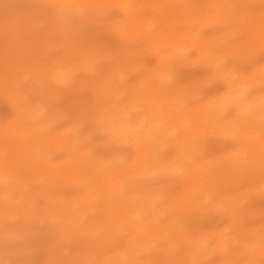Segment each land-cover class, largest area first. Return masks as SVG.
<instances>
[{"label":"rangeland","instance_id":"1","mask_svg":"<svg viewBox=\"0 0 264 264\" xmlns=\"http://www.w3.org/2000/svg\"><path fill=\"white\" fill-rule=\"evenodd\" d=\"M81 4L83 7H79L76 2L74 12L72 9V14L61 18L51 7L41 5L37 0H0V130L8 126L17 129L18 105L13 103L16 97L20 98L22 110L29 109V106L30 109L44 107L42 104L47 94L41 89L50 87L44 75L51 74V69L46 67H57L58 61L64 60V66L67 64L66 69L71 71V75L65 85L53 86L60 93L55 98L56 106L61 109L68 107L71 115L76 118L91 114V118L82 120L75 135L72 134L73 138H77L79 134L81 136L74 142L79 146L75 149L84 150L88 147L95 161L111 159L117 152L123 159L122 163H126V166L132 164V161L140 156V152L134 149V144L131 143L119 146L113 144L105 128L109 121H101L100 116L102 112H113L117 108H125V105L128 112L124 111L125 114L119 121L121 124H135L134 127H138L137 131L134 128L137 134H141V131L148 127L153 129L154 135L146 138L150 143L145 142L146 146H141L148 153L147 162L149 158L152 159L148 162L153 164L150 166V172H154L151 173L152 177L149 174L145 180L125 182L130 185L131 182L147 181L151 187L143 192L127 188L123 196L135 198L136 202H140V206L145 204L142 207L146 208L145 214H140L136 222L139 226H153L148 230H139L149 235H146V243L148 238H154L150 236L153 233L162 236L163 240L157 242L156 235V240L148 250H136L134 247L131 250L132 256L127 261H122L118 253L130 246L136 233L128 226L132 223L124 222L123 213H120L117 222L111 225L105 220V215L99 213L101 204H93V212L83 221L72 223L66 235L60 231V221L37 219L41 211L57 209L53 202L47 203L46 198L41 197L42 193H50L49 201H53L69 198L82 190L79 185L71 183L59 191L45 189V181L41 179L44 178L45 172L38 176L41 167L71 163L69 156L62 150H51L32 154L28 158L29 169L26 175L35 172L34 177L29 180V207L21 217L8 222L13 226L23 225L22 228L25 229L13 238L0 239L1 246L5 242L2 264H264V158L248 162L249 166L244 167L239 163V159H246L247 155L241 153L242 144H238L234 138L235 134L242 133L250 138H264V117H258V114L264 115V0H83ZM124 8H127L128 15L123 13ZM134 17L142 20L136 21ZM193 25L197 27L192 28ZM155 34L161 37L157 36L154 43H150L149 39ZM190 35L194 38L191 39ZM194 35L199 37L201 45ZM200 52H203L204 57H201ZM160 54L167 55L170 59L177 57V61H171L170 66L167 65L162 72ZM62 64L60 66H63ZM83 68H90V73H84L86 69ZM217 70L220 73L217 74ZM42 72H45L44 75L40 74ZM163 76L168 77L164 82L161 79ZM231 77L236 81L243 79V83H246L244 86L249 88L248 91L251 90L253 98L257 96V101L261 100L258 104L255 100L254 106L260 105L258 107L262 110L257 111L258 113L254 111L257 114L255 117H250L251 113L245 111V115L250 117H244L247 121L241 118L244 113L242 116V113L233 112L232 117H229L233 110L227 106L229 98L226 95L230 96L228 80ZM21 79L17 90L12 85L13 80ZM247 79L251 82H244ZM101 80H109L114 82V86H121L120 91L114 92L117 88L109 86L111 90L101 93L96 87V83ZM238 85L244 87L240 83ZM174 89L181 92L176 93ZM259 94L263 96V100L258 97ZM99 98L104 101L99 102ZM169 98H176L178 102H169V105L166 102ZM216 99L217 105L220 101L225 106L220 110L218 119L222 123L230 121L229 123L233 124L225 128L229 132L228 128L231 126L233 135H229L230 132L222 135L227 132H224L219 122L216 126L219 131H214V125L206 124L201 127V137L196 136V139L188 140L184 149L188 150V153L185 151L188 155H182L184 158L181 160L184 164L195 167L205 164L210 167L212 176L205 179L203 184H198V189L194 187L196 182L191 185L190 190L197 194L198 199L189 197L191 202L186 201L174 210L168 207L172 204L171 199L185 193L190 179H185L180 173H169L162 167L179 157V151L174 146L181 143L178 140L182 132L171 126V129L164 132L169 141L162 139L159 132L164 131L169 124L160 122L159 117H152L153 111H150L151 114L147 112L149 108H153L165 113V106L160 103L164 100L170 107L171 104L177 105L175 110L173 105V110H169L168 116L172 115L178 119V109L188 111L193 108L195 111L188 115V125L193 128L205 124L202 120L205 119L207 105L213 104ZM179 100H182V103ZM138 102L141 104L137 106ZM129 103L135 104L131 107L137 109L128 107ZM153 104L157 106L154 108ZM146 105L148 106L145 107ZM82 108L85 112L76 110ZM145 108L148 111H145ZM41 111L43 116L47 115V108ZM234 119H238L239 123L237 120L231 123ZM37 122L33 121L30 125L37 127ZM52 124L41 136L59 131L64 126L62 120ZM242 124L245 125L241 127ZM91 125L95 126L96 133L93 137L87 136L82 140V137L86 136L85 132L92 129ZM175 129L177 130L174 131ZM249 130L252 132L249 133ZM6 139L0 141V148L4 147L2 151L5 153L6 147L12 145ZM68 142L71 140L67 141V146ZM50 145H53V141H50ZM153 167L159 169L156 170L157 173L152 170ZM139 171V168L135 167L132 172L138 174ZM226 172H232L234 179L225 187L216 188L218 186L215 181L224 183L223 173ZM205 182L208 184H204ZM213 185L214 189L211 187ZM205 193L210 194L208 200L200 198ZM14 195L17 196V193ZM142 201L146 202L143 204ZM219 201L232 205L238 203V209L241 210H236V218L231 219L230 210L219 206ZM199 202L213 208H204L203 212ZM154 210H167L174 215L162 213L157 219V214L152 212ZM175 217H180L182 223L173 221ZM92 222H96L99 227L89 233L90 235L83 236V228L90 227ZM200 233L203 234L202 238ZM216 233L221 234L226 241V246L218 251L214 250L217 239L211 237ZM184 236L194 238L182 240ZM196 236L198 239H195ZM202 239L207 244L199 242ZM191 241L192 243H189ZM5 244L15 246L14 252L9 251ZM193 255H197L195 259Z\"/></svg>","mask_w":264,"mask_h":264},{"label":"bare ground","instance_id":"2","mask_svg":"<svg viewBox=\"0 0 264 264\" xmlns=\"http://www.w3.org/2000/svg\"><path fill=\"white\" fill-rule=\"evenodd\" d=\"M37 1L41 5H46V6L51 7L53 9V11L56 13V15L61 16V18H66L70 14H72V9L74 12V8H76L75 7L76 2L79 5V7H83V5L81 4L83 2V0H37ZM124 10H125V12H123V13H125V15H128L127 8H124ZM133 19H135L136 21L142 20L138 17H134ZM202 24H200V25L202 26ZM195 26L193 25L191 27L195 28ZM157 36L158 35L155 34V36L151 37L149 39L150 43H152V42L154 43V40H155V38H157ZM188 36H189V34H188ZM190 36H191V39L194 38L192 35H190ZM194 36L197 38V41H199V44L201 45L202 42L199 39V37L197 35H194ZM158 37H161V36H158ZM185 37H186V35H184L183 38L185 39ZM180 38H182V37H180ZM189 41H191V40H189ZM196 43L198 44V42H196ZM158 44H160V43H158ZM161 47H163V45ZM198 50H200V49H198ZM200 53H201V57H204L203 52H200ZM164 54H160V62L162 64V72L165 71V69L168 66H170L169 64L171 63V61H173V60L175 62L177 61L176 60L177 57L176 58L174 57V59L173 58L170 59L169 56L164 55ZM58 63L57 64L59 66H57V67L56 66L53 68L46 67L47 69H51L50 75H46V74L44 75L45 72L40 73V74H43L47 78V80L49 82L48 86H50L47 89H41L42 92L47 94V98H45L43 100L44 104H42V105H44V107L43 108L41 107V109H40V107H33L30 109V106H29V109L22 110L20 108V106H22V105L19 104L20 98L16 97L13 100V103L18 105V107H16L17 129H12L11 127L8 126L5 129L0 130V141H2V139L7 138L8 140L7 139L6 140L8 142L12 143L11 146L9 145L10 147H6L7 148L6 153L2 151L4 149V147H3V149H2V147L0 148V239L5 240V238H8V237L13 238L15 235H18V233L20 234V231L25 229V228H22V227H24L23 225H19V226L17 225L18 226L17 227V226H13V225L8 224V222L15 220V218H17L18 216L21 217V214L23 212H25V209L27 207H29V204H28V202L30 201L29 188L31 186L29 183V180L34 177L35 172H32L29 175H26V171L29 169L28 158L32 154H41L45 151L50 152L51 150H57V151L62 150L64 153H66L69 156V160L71 161V163L68 165H64V164H58V165L56 164L54 166L43 165L41 167L42 170L38 174V176L41 173L45 172L43 175L44 178H41V179H44V181H45L44 183H45V189L46 190L57 189L59 191L70 183L72 185H79L82 188V190L80 189L81 192L79 191L77 194L74 193L75 195H73L69 198H60L58 200L55 199L53 201H49L50 197H51L50 193H47V194L42 193L43 196H41V197L46 198L45 201H47V203L53 202V204H55L57 206V209L54 211H47V210L41 211V213H39V216L36 218L41 219V220H43V219L44 220L45 219L51 220L52 219V220L60 221V224H59L60 231L62 234L66 235V233L70 230L72 223L75 224L76 221H78V222L83 221L85 218H87L93 212V210H94L93 204H96V205L101 204L100 208H99V213L103 214L102 216L105 215L104 216L106 218L105 220H107V223L111 224V225L115 224V222H117L118 217L120 216L119 214L123 213L124 222L132 223V224H128V226L132 227V230L134 233L136 232L134 237L132 238V240L130 242V246L126 249L124 248V250H122L118 253V255L122 261H127L132 256L133 252L131 250L134 247H136V250L145 251V250H148L150 248V245L152 243H154V241L156 240L155 236L157 234L153 233L150 236H152L154 238H152V239L148 238V241L146 243V239L149 235L144 234L143 232H140L139 230L144 229V228H145V230H148L149 228H152L153 226L150 224H147L146 226H139L136 222V220L140 214H145L146 208L145 209L142 208L145 205L144 203L146 201L143 202L145 199H143V201H142V203L144 205L140 206V204H139L140 202L139 203L136 202L137 200L135 198H133V197H127L126 198L123 196V193L126 192L127 188L128 189L133 188L134 190L135 189L142 190V192H143V191H146L148 188L151 187L150 182H147V181L131 182L130 185H127V183H125V182L127 180L128 181L129 180H131V181L145 180V178H147V176L149 174L152 177V174L154 172H150L151 171L150 169L153 166V164L151 165V163H148L151 158H149V161L147 162V160H148L147 154L148 153L146 152V150H143L141 148V146H143L145 144V142H146V144L150 143L147 141L148 139H146V138L149 137L151 134H153L154 131H152L153 129H151V128L149 129V127H148V129L141 131L142 132L141 134H137L135 132L137 131L136 128H138V127H136V126L134 127L135 124L134 125H133V123L132 124H123L122 123L121 124L119 121L122 119V117H123L122 115L125 114L124 111H126L125 108H127L125 105V108L124 107L117 108L113 112H108L106 114H104V112H102L100 114V116H101V121L104 119L109 121V124L108 125L106 124L105 128L107 129L106 132L108 134L109 140H111V142H113V144H116L119 146L122 144L131 143V144H134L133 148L136 149L138 152H140V156L136 157L132 161V164H130L129 166H126V163H124V162L122 163L123 159L118 155L117 152H115L116 155L113 156L111 159H106V160L102 159L100 161H95L94 158L91 157L88 147H85L84 150L75 149L77 147L79 148V146L77 144H74V142L78 141V139H80L81 136L79 134L77 136V138H73L72 134H74L78 131L79 125L81 124V122L84 118H86V120L88 118H91V114H84L83 116H81L83 118H76V117H73L71 115V113H70L71 110L68 107H64L63 109H61V108H58L56 106V99L55 98L58 97L60 95V93L57 89L53 88V86L65 85L66 81L68 80V78H70V75H71V71H68L66 69L67 64H66V66H64V64L66 63V62L64 63V60L58 61ZM61 63H63L62 64L63 66H60ZM12 69H10V70H12ZM83 69L84 70L86 69L84 71V73H86V74L90 73V70H89L90 68H83ZM42 70H45V69H42ZM38 72H40V71H38ZM218 73H220V72L218 71L217 74ZM112 76H110V77H112ZM167 78L168 77L163 76V78H161V79H162V81L163 80L165 81V80H167ZM228 78H229V76H228ZM23 79H25V78H23ZM161 79H160V81H161ZM238 80L239 79H237V81ZM242 80L243 79H241V80H239V82H237L236 79H233L232 77L230 78V80H228L230 96H228L229 94L228 95L225 94L229 98L228 102L226 100L225 101L227 102L228 108L229 109L231 108V110H233L230 113L229 117H232L231 115L234 114L233 112H235V113L237 112V114L242 113L241 114L242 116L244 113V116L241 118L246 120V118H244V117H247L248 114L245 115V111L246 112L249 111L251 113L249 115L250 117H252V116L255 117L257 114L254 111L257 112V111L261 110V107L260 108L258 107L260 105H258L256 107L254 106L256 104L255 100L257 101L258 98L256 99L257 96L255 97V99L253 98V94H250L251 90L248 91L249 88L246 89L247 87L244 86L246 83L244 84ZM21 81H22V79L16 80V81L13 80V84H12L13 87L15 89L17 88V90H18V86L20 85ZM245 81H248V79L244 80V82ZM250 82H251V80L248 81V83H250ZM238 83H240L244 87L241 88V86H239ZM260 83L261 84L263 83L262 80L260 81ZM255 84L257 85L259 83H255ZM109 86H111L113 89L117 88V90L114 92L118 93L120 91L121 86L118 85L119 86L118 87L116 84L114 86V82H112V81L109 82V80H101L100 82L98 81L96 83V87L101 93L105 92V90H111V88ZM167 91H168V89H167ZM174 91L176 93H178L180 90L178 91V89H174ZM168 94L171 95L173 93H168ZM140 95L138 94V96H140ZM138 96H136V97H138ZM263 96L260 95L258 97H260L262 99ZM174 99L169 98L168 100L166 99L167 101L164 100V101L160 102L161 104H164L163 106H165V108H164L166 111L165 113H163L162 110H158V109L156 110L157 111L156 112L153 108H151L153 110H151L149 108V112H147V113L151 114V112L153 111L154 113L151 114L152 117H154V118L159 117L160 122H167L169 124L168 127L166 126L167 128H164V131L159 132L157 130L159 132V136L162 137V139L169 141V139H167V134L164 132H166V130H168L171 126L177 127L178 130H180L183 133V135L181 133V136L178 140V141H181V143L176 144L174 146L176 148V150L178 149V151H179V157H178L179 159L176 157V159L168 162L166 164V166L164 165L162 167V169H164V170L166 169L167 172H169V173L170 172H172V174L173 173L174 174L180 173V174H182V176L185 179H187V180L190 179L188 187H185V193L183 192L184 194L180 195L179 197L171 199L172 204L169 205L168 207L176 210V207L178 205H180L186 201L191 202L192 201L191 199H198L199 198L195 192L190 190V187L193 183L196 182L194 187L198 189L200 187L198 184H200V183L203 184L205 179L209 178V176L210 177L212 176L211 175L212 172L211 173L209 172L210 167L208 168L205 164H204V166L200 165L199 167H195V165L194 166L190 165V164L188 165V163H186V162L185 163L187 165L183 163L184 161H182L181 159L184 158V156H182V155L185 154V151H186V150H184L186 148L185 146L187 145L188 140H194L197 137H201L200 136L201 132H202L201 127L203 125H206V124H207V126L208 125H210V126L214 125L213 126V127H215L214 131H217L218 127H216V126H217V123L219 124V122H220V120L218 119V114H220V110L225 108V106H223V104L220 101H219V105H217L216 104L217 99L214 101L213 104H208L207 105L208 107H207L206 111L204 112L205 119L202 120V122L205 124L197 125V126L192 128V127H189V125H188V122H189L188 121V115L192 114L195 111V109L192 108V109H189L188 111L178 109L177 110L178 113L176 116L179 115L180 116L179 119L177 117L172 116V115L168 116V114L170 113L169 110H173V109L175 110V108L177 107V105H175L176 104L175 102L176 101L178 102V99H176V98H174ZM218 99L220 100V98H218ZM97 100L99 102L104 101L103 99H100V98ZM222 100H224V99H222ZM165 101L168 102L169 105L172 102L175 104H171L172 107H170L167 103H164ZM258 101H261V100H258ZM258 101H257V104H258ZM130 102H132V101H130ZM180 102L182 103V100ZM226 102H224V103H226ZM126 104H128V103H126ZM139 104H141V103L138 102L137 106ZM133 105L135 106V104L129 103L128 107H131ZM147 106L148 105H146L145 107H147ZM152 106L155 108V106H157V105L154 106V104H153ZM140 107H141V105H140ZM45 108H47L48 111H47V115L43 116L41 110L45 109ZM134 108H135V110L137 109V107H134ZM134 108H132V109L134 110ZM145 109H146L145 111H148L147 108H145ZM76 110L79 112H85L84 108L76 109ZM126 112H128V111H126ZM263 112H264V110H263ZM259 115L261 116L260 118L264 117V115L262 116V114H258V117H259ZM250 117H247V118H250ZM150 118H151V116H150ZM234 118H236V117H234ZM61 120L64 122V126L61 130L56 131V132L49 134V135L41 136L43 131H47V129L49 130V128L53 122L61 121ZM149 120H151V119H149ZM236 120H237V123H239V120L238 119H236ZM236 120L235 119L231 120V123H233V122L235 123ZM33 121H38L37 127L30 125L33 123ZM142 121L145 122V120H142ZM256 121H257V119H256ZM118 122L120 124H118ZM149 122H151V121H149ZM226 122H224V123L220 122L222 124L221 126L223 127L224 132L227 129L226 127L229 126V124H230L229 123L230 121L227 123ZM241 122H242V120H241ZM262 122H263V120H262ZM262 122L260 121V124ZM155 124H156V122H155ZM54 125L55 124H52V126H54ZM136 125L138 126V124H136ZM142 125H143V123H142ZM244 125L242 124L241 127ZM91 126H92V129L85 132L86 136L82 137V140L86 139L87 136L93 137V134L96 133L95 126H93V125H91ZM144 126H145V124H144ZM144 126H143V128H144ZM231 126L228 128L230 130L229 135H233L232 134L233 132L231 131ZM263 126H264V124H263ZM105 128L103 129V131L105 130ZM134 128L136 129V131H134ZM236 128H233V130ZM101 130H102V128L100 129V131ZM176 130L177 129H175L174 131H176ZM234 131L238 132L237 130H234ZM229 132L223 133L222 135L225 136V134L227 135ZM251 132L252 131H250L249 133H251ZM217 133L219 134L220 132H217ZM155 134L158 135L157 132H155ZM169 136H171V135H169ZM254 137H255V135H254ZM234 138L236 139V142L238 144H242V145H240L242 148L241 153L247 155L246 159L240 158L241 160H245V161H241L238 157V159L240 161L239 163L242 164L244 167L249 166L248 162L252 163L254 161L256 162L257 160L264 158V138H262L261 136H258L259 139L252 138V137L250 138L247 135H245V133L244 134L243 133L242 134H235ZM68 140L69 141L71 140V142H68V146H67ZM129 140H130V142H129ZM17 141L20 142L21 144H18ZM50 141H53V145H50ZM43 142H45L44 144H46V146L43 145ZM144 146H146V145H144ZM158 148H160V147H158ZM186 152L188 153V150ZM237 153H233V154L235 155ZM110 155H112V154H110ZM186 155H188V154H185V156ZM230 157L233 158L232 155H230ZM234 157H236V156H234ZM238 159H236V160H238ZM177 161H179V162H177ZM231 161H233V160H231ZM233 163H236V162L233 161ZM233 165H232V167H233ZM243 166H241V167H243ZM135 167H138L140 170L138 174H135L132 172ZM155 167H153L154 169L152 168L153 171H156L159 168L157 166L158 168L155 169ZM227 167L228 166H226V168ZM234 167L236 169V166H234ZM238 167H240V165ZM228 169H230V168L228 167ZM236 171H238V170H236ZM156 173H157V171H156ZM259 175H261V174H259ZM232 176H234V174H232V172L223 173V180L225 181L224 183H218L217 181H215L213 179L217 183L216 185L218 187H216V188H221V186L225 187L226 185H228L227 183H229L232 179H234ZM237 176H239V175H237ZM211 181H212V179H211ZM204 184H208V183L205 182ZM210 185H211V183H210ZM211 187L213 188L215 186L213 185ZM15 192L17 193V196L14 195ZM209 196H210V194L205 193L203 195V197H200V198H203L204 200H208ZM146 199H148V198H146ZM193 202H195V201H193ZM199 204H202V203L199 202ZM216 205H217V203H216ZM218 205L225 207L226 210H230L229 212H230V218L231 219L236 218V216L238 215L236 210H241V209H238L240 206V205H238V203H235L232 205L231 203L227 204L226 202L221 201ZM148 206L150 207V205H148ZM200 207H202L201 209H203V212H204V208L205 209L208 208L209 210H211L210 207H212V206L211 205L208 206V204H202ZM43 209H46V208L43 207ZM147 210H148V208H147ZM152 212L157 214V219L159 218V216L162 213L163 214H170L171 216L174 215V213L168 212L167 210L162 211V212H161V210H154ZM173 221L182 223V219L180 217L179 218L178 217L173 218ZM92 223L93 224H91L90 227L87 226V227L83 228V231L81 232L83 236L90 235L89 233H92V231L96 227H99L96 222H92ZM146 235H147V237H146ZM200 235H201L200 237L202 238L203 234L200 233ZM211 237H214L215 239H217V244H216L214 250H217V251L222 250V248L224 246H226V244H225L226 241L224 240V238L221 234H219V233L212 234ZM175 238L177 239L178 237H175ZM193 238H194V236L193 237L192 236L186 237V238L184 236V238L182 240H190ZM196 238L198 239L197 236L195 237V239ZM162 240H163L162 236L157 237V242H160ZM203 240L204 239H202L199 242H202ZM204 242L205 241H203V243ZM4 243L2 244V246L0 245V250H1L0 251V264H2L1 259L3 258V260H4L3 256L5 255V252L3 249ZM189 243H192V241ZM203 243H202V246H204ZM204 244H207V242ZM5 245L7 246V244H5ZM147 245H149V246L147 247ZM197 245H198V243H197ZM199 245H200V243H199ZM7 248L9 249V251L14 252L15 246H13V245L9 246L8 245ZM197 255H193L194 259L196 258Z\"/></svg>","mask_w":264,"mask_h":264},{"label":"snow or ice","instance_id":"3","mask_svg":"<svg viewBox=\"0 0 264 264\" xmlns=\"http://www.w3.org/2000/svg\"><path fill=\"white\" fill-rule=\"evenodd\" d=\"M9 264H15V262H9Z\"/></svg>","mask_w":264,"mask_h":264}]
</instances>
